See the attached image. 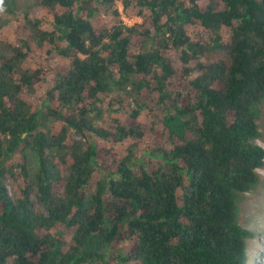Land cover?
Here are the masks:
<instances>
[{
	"label": "trees",
	"instance_id": "16d2710c",
	"mask_svg": "<svg viewBox=\"0 0 264 264\" xmlns=\"http://www.w3.org/2000/svg\"><path fill=\"white\" fill-rule=\"evenodd\" d=\"M263 103L264 0H0V264H249Z\"/></svg>",
	"mask_w": 264,
	"mask_h": 264
},
{
	"label": "rangeland",
	"instance_id": "374dc122",
	"mask_svg": "<svg viewBox=\"0 0 264 264\" xmlns=\"http://www.w3.org/2000/svg\"><path fill=\"white\" fill-rule=\"evenodd\" d=\"M120 9L122 5L119 3ZM10 19L16 20L14 16H9ZM124 20L128 24H132L140 18H128L123 15ZM44 89H39L35 98H40L43 95ZM130 99H126L128 103ZM128 114L126 108L113 112L112 115H105L104 119H112L118 117L123 119ZM145 116L143 115V118ZM259 127L262 132V138L258 140V143L264 147V103L262 104V114L259 119ZM76 136V135H75ZM128 144H118L115 150L121 155L127 153ZM147 146V145H145ZM146 148V147H145ZM141 148H137L140 151ZM260 173V181L250 191L244 193L240 200V221L244 227L252 230L255 233V237L248 242L249 264H264V168L258 169ZM8 190L11 191V184L7 185ZM36 189L31 191L32 204L36 207L44 208L43 204L38 200L36 196ZM117 252V251H115ZM118 253V252H117ZM123 264H130L125 262Z\"/></svg>",
	"mask_w": 264,
	"mask_h": 264
}]
</instances>
